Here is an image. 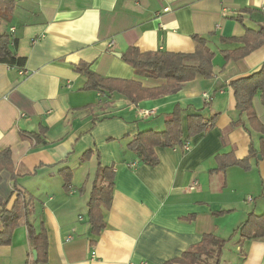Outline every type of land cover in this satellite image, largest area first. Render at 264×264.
Listing matches in <instances>:
<instances>
[{"label":"crops","instance_id":"1","mask_svg":"<svg viewBox=\"0 0 264 264\" xmlns=\"http://www.w3.org/2000/svg\"><path fill=\"white\" fill-rule=\"evenodd\" d=\"M0 27L26 60L23 69L0 64V152L11 149L15 165V181L1 173L0 197L8 212L19 193L30 205L11 243L0 247V264L34 259L27 221L47 233L46 264H167L206 235L235 240L238 264H264V238L243 239L240 231L250 215L264 214V155L250 158L246 169L218 162L261 151L264 136L237 111L231 83L264 68V46L226 62L222 52L239 46L221 39L264 27V0H15L10 22ZM194 36L216 53L215 76L174 95L134 105L87 89V76L77 71L86 64L104 78L160 87L165 81L138 76L123 54L137 48L192 55ZM253 103L264 125L259 95ZM177 106L190 149L156 148L157 164L143 163L129 144L139 133L164 131ZM191 116L215 125L189 139ZM99 166L114 169V188L110 208L102 209L105 228L96 234L88 203ZM63 170L71 172L69 189Z\"/></svg>","mask_w":264,"mask_h":264},{"label":"trees","instance_id":"2","mask_svg":"<svg viewBox=\"0 0 264 264\" xmlns=\"http://www.w3.org/2000/svg\"><path fill=\"white\" fill-rule=\"evenodd\" d=\"M15 7V0H0V26L1 22H10ZM242 22L241 17L236 18ZM196 50L192 55L174 54L166 52L141 53L137 48H130L123 54V60L130 65L140 77L152 80H163L165 83L160 87L147 89L141 83L131 80L110 79L99 76L90 71L86 64H81L77 71L87 76L86 88L103 94H118L128 99L132 104L138 105L145 100L158 99L164 96L178 93L182 87L199 77L212 79L215 76L213 60L216 53L210 47L208 39L201 36H194ZM221 42L236 44L239 47L231 51H223L222 54L226 60L240 61L245 59L253 52L264 46V27L259 30L247 29L242 38L221 39ZM17 40L12 35L1 30L0 27V64L10 67L23 69L26 60L19 57L15 47ZM236 99L237 111L245 116L250 127L264 136V125L259 121L254 109V98L259 95L260 101L264 107V68L256 74L249 77L238 79L231 83ZM215 120L206 121L203 116H191L188 118L189 139L212 129ZM37 137L36 134H31ZM25 137V136H24ZM184 140V130L182 126V109L177 106L166 119V128L162 132H143L139 133L129 144L128 149L139 157V159L148 165H156L158 158L156 148L173 149L181 146ZM260 152L254 147L250 150V157L244 161H231L226 163L227 157H218L221 169L230 165H238L243 168L249 166V159L264 155V137L260 140ZM9 171L13 174L15 181V165L12 159L11 149H5L0 152V183L1 173ZM114 169L98 167L97 182L93 188L90 201L88 203L89 221L93 232L99 234L105 228L103 208H110L111 195L114 188ZM66 171L63 170L62 173ZM65 186L71 184V172L63 173ZM99 181V183H98ZM106 182V185L102 183ZM14 192L19 193L16 184L13 186ZM0 207L2 211L0 218L3 223V231L0 233V247L9 245L14 230L21 222L27 220L30 205L20 195L17 196L13 209L8 212L3 199L0 197ZM29 244L32 251L38 254L37 260L32 256L27 264H46L48 261V236L41 227L37 231L35 227L28 223ZM241 237L243 239L264 238V214L261 216L250 215L248 220L241 226ZM225 244L213 235L204 236L203 241L193 249L185 252L179 259L168 262L167 264H200L205 256L212 252L217 253V258L221 254L220 243ZM215 246V250H213Z\"/></svg>","mask_w":264,"mask_h":264},{"label":"rangeland","instance_id":"3","mask_svg":"<svg viewBox=\"0 0 264 264\" xmlns=\"http://www.w3.org/2000/svg\"><path fill=\"white\" fill-rule=\"evenodd\" d=\"M99 183V181H98ZM238 244L233 240L226 244L220 243L221 254L217 259V253L212 252L206 256L205 263L207 264H238L242 254L237 250ZM217 259V260H216Z\"/></svg>","mask_w":264,"mask_h":264},{"label":"built area","instance_id":"4","mask_svg":"<svg viewBox=\"0 0 264 264\" xmlns=\"http://www.w3.org/2000/svg\"><path fill=\"white\" fill-rule=\"evenodd\" d=\"M184 151H188L189 148V144L187 142H183V144L180 146ZM250 201H252L251 198H249ZM71 238H69L68 240H70Z\"/></svg>","mask_w":264,"mask_h":264},{"label":"water","instance_id":"5","mask_svg":"<svg viewBox=\"0 0 264 264\" xmlns=\"http://www.w3.org/2000/svg\"><path fill=\"white\" fill-rule=\"evenodd\" d=\"M33 257H34V260H37V252L36 251L33 252Z\"/></svg>","mask_w":264,"mask_h":264}]
</instances>
